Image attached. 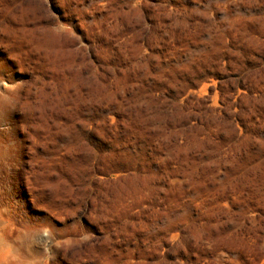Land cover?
Wrapping results in <instances>:
<instances>
[{
	"label": "rangeland",
	"instance_id": "obj_1",
	"mask_svg": "<svg viewBox=\"0 0 264 264\" xmlns=\"http://www.w3.org/2000/svg\"><path fill=\"white\" fill-rule=\"evenodd\" d=\"M0 264H264V0H0Z\"/></svg>",
	"mask_w": 264,
	"mask_h": 264
},
{
	"label": "snow or ice",
	"instance_id": "obj_2",
	"mask_svg": "<svg viewBox=\"0 0 264 264\" xmlns=\"http://www.w3.org/2000/svg\"><path fill=\"white\" fill-rule=\"evenodd\" d=\"M61 3L66 10L71 11L72 0H61ZM0 77L8 78V70L3 64H0Z\"/></svg>",
	"mask_w": 264,
	"mask_h": 264
}]
</instances>
